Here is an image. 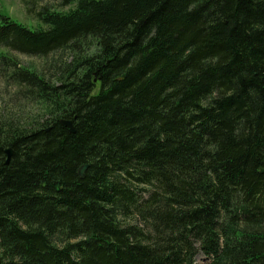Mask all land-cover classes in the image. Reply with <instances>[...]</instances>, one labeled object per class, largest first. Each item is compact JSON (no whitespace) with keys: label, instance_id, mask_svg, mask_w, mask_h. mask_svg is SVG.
<instances>
[{"label":"trees","instance_id":"1","mask_svg":"<svg viewBox=\"0 0 264 264\" xmlns=\"http://www.w3.org/2000/svg\"><path fill=\"white\" fill-rule=\"evenodd\" d=\"M21 2L0 264H264V0Z\"/></svg>","mask_w":264,"mask_h":264},{"label":"rangeland","instance_id":"2","mask_svg":"<svg viewBox=\"0 0 264 264\" xmlns=\"http://www.w3.org/2000/svg\"><path fill=\"white\" fill-rule=\"evenodd\" d=\"M52 5L54 4H49V6ZM59 9L66 11L67 7ZM0 10L10 15L13 19L21 21L28 27L36 25V23L32 22V19L26 15L25 7L21 0H0ZM12 56H14L15 60L20 65L21 70L25 71L28 70V68L36 67L41 62L38 58H30L17 53H12ZM6 73H8V71ZM5 78V76H0V118L6 116L12 107H14V112L15 108H19L25 115H31L35 112L34 103H27L26 101L20 102L19 99H21V96L18 92L16 94L15 85H12L15 81L12 79L10 84L5 81Z\"/></svg>","mask_w":264,"mask_h":264},{"label":"water","instance_id":"3","mask_svg":"<svg viewBox=\"0 0 264 264\" xmlns=\"http://www.w3.org/2000/svg\"><path fill=\"white\" fill-rule=\"evenodd\" d=\"M61 125L66 127L70 132H74V129L72 127V123L70 121H60ZM6 156H7V161L9 160L11 156V149L6 150ZM87 169V165H82L79 170H78V176L82 179L84 177V173Z\"/></svg>","mask_w":264,"mask_h":264}]
</instances>
